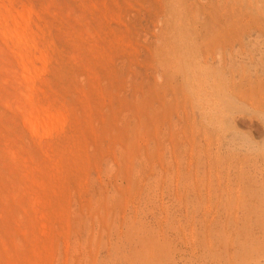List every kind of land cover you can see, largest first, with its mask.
Listing matches in <instances>:
<instances>
[{"label": "rangeland", "instance_id": "rangeland-1", "mask_svg": "<svg viewBox=\"0 0 264 264\" xmlns=\"http://www.w3.org/2000/svg\"><path fill=\"white\" fill-rule=\"evenodd\" d=\"M0 264H264V0H0Z\"/></svg>", "mask_w": 264, "mask_h": 264}, {"label": "bare ground", "instance_id": "bare-ground-1", "mask_svg": "<svg viewBox=\"0 0 264 264\" xmlns=\"http://www.w3.org/2000/svg\"><path fill=\"white\" fill-rule=\"evenodd\" d=\"M24 15H25V14H24ZM25 19H27L26 16H25ZM14 20H15V19H14ZM20 21H21V20H20ZM24 21H25V20H24ZM17 22H18V21H17ZM15 26H17V25H15ZM19 27H20V26H19ZM13 29H14V28H13ZM21 29H22V28H21ZM15 32H16V31H14V33H15ZM18 33H19V32H18ZM17 35H18V34H17ZM12 36H13V34H12ZM15 36H16V35H15ZM22 38H23V37H22ZM14 39H15V38H14ZM21 42H22V41H21ZM34 49H35V48H34ZM27 62H28V61H27ZM32 66H33V65H32ZM32 69H33V68H32ZM34 69H35V68H34ZM25 71L28 72L27 69H26ZM35 73H36V71H35ZM28 81H29V80H28ZM195 83H196V82H195ZM43 119H44V118H43ZM47 119H48V118H47ZM48 120H49V119H48ZM51 120H52V118H51ZM51 120H50V121H51ZM44 121H45V120H44ZM47 122H49V121L46 120V123H47ZM43 123H44V122H43ZM43 123H42V124H43ZM46 123H45V126L48 127ZM43 125H44V124H43ZM48 125H49V123H48ZM42 127H43V126H42ZM46 127H45V130L47 131ZM42 129H43V128H42ZM48 129H49V128H48ZM36 131H37V129H36ZM41 131H42V130H41ZM49 132H50V131H49ZM49 132H48V133H49Z\"/></svg>", "mask_w": 264, "mask_h": 264}]
</instances>
